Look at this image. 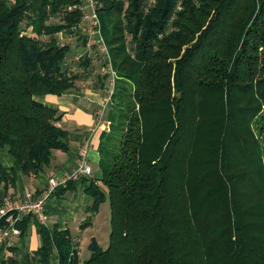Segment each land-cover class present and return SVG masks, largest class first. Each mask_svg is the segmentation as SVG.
<instances>
[{"label": "trees", "instance_id": "trees-1", "mask_svg": "<svg viewBox=\"0 0 264 264\" xmlns=\"http://www.w3.org/2000/svg\"><path fill=\"white\" fill-rule=\"evenodd\" d=\"M95 1L116 79L103 177L88 178L86 190L92 213L109 201V242L93 239L80 262L67 229L37 223L38 261L264 264V0ZM84 2L0 0V149L14 160L0 161L7 198L25 195L18 171L36 176L70 147L61 113L41 98L88 78L96 89L110 83L86 51ZM31 219L18 222L21 234Z\"/></svg>", "mask_w": 264, "mask_h": 264}, {"label": "crops", "instance_id": "crops-1", "mask_svg": "<svg viewBox=\"0 0 264 264\" xmlns=\"http://www.w3.org/2000/svg\"><path fill=\"white\" fill-rule=\"evenodd\" d=\"M92 84V78H88V80L79 81L76 88L65 91L61 95H47L41 98L42 101L58 109L61 113L62 117L58 124L68 131L70 147L67 151L55 150L54 163L36 176L31 177L24 175L21 171L17 172L18 188L22 193L30 190L34 194H40L48 185L50 178L60 179L77 167L84 145L89 144L87 154L89 164L93 169V176L75 181L74 185L62 192L63 195L55 193V196H51L52 199L50 200V197L47 201L49 225H57L58 228L67 229L70 232L76 244L80 262L85 260L80 259L81 242L85 235L88 239L86 245L90 252L89 245L93 239H97L100 243V239L105 237V234L106 236L110 234V215L105 231L104 224L99 225V211L90 212L93 199L86 190L89 179L93 178L101 183L103 170L100 163L99 147L103 136L110 130L109 121L104 119L97 129L91 132V128L97 121V111L104 104L106 97L103 89H96ZM0 161L7 167L14 165L12 156L4 149H0ZM8 194V190L0 184V209ZM41 244L37 222L31 219L25 234L12 236L5 243L2 257L7 264L15 262L41 264L35 253ZM50 263L59 264L58 258L52 256Z\"/></svg>", "mask_w": 264, "mask_h": 264}, {"label": "built area", "instance_id": "built-area-1", "mask_svg": "<svg viewBox=\"0 0 264 264\" xmlns=\"http://www.w3.org/2000/svg\"><path fill=\"white\" fill-rule=\"evenodd\" d=\"M80 8L83 16L80 26L83 33H86L90 38L86 46V51L94 56V60L97 63H103L102 73H111L109 80L110 87L107 89L104 104L97 111V121L91 128V132H93L104 120L107 106L114 93L116 72L112 67L111 53L102 32V24L96 9V1L85 0ZM60 36L63 37L62 34H60ZM100 57L101 59H99L98 62L97 58ZM88 146V143L84 145L77 167L60 179L50 178L48 185L40 194H34L30 190H26L22 199L6 198L4 200L0 209V222L4 221V223L0 225V246L5 244L12 236L21 235L22 231L17 224L26 216H31L39 225L47 226L49 224L47 201L55 194L59 186L66 185L70 180L80 181L84 177L93 176V169L88 160ZM72 254H74V252Z\"/></svg>", "mask_w": 264, "mask_h": 264}, {"label": "rangeland", "instance_id": "rangeland-1", "mask_svg": "<svg viewBox=\"0 0 264 264\" xmlns=\"http://www.w3.org/2000/svg\"><path fill=\"white\" fill-rule=\"evenodd\" d=\"M70 54L72 55V54H74V51L73 50H71L70 51ZM69 54V55H70ZM99 59H101V57L100 58H97V61L99 60ZM99 62V61H98ZM100 66V69H102V66H103V63L101 62V65L99 64L98 65V67ZM109 84L107 83V86L103 89V91H104V93L107 95V89L109 88ZM106 118V117H105ZM55 196V194L54 195H52V197H54ZM52 197L50 198V200L52 199ZM99 215H100V218H99V225L101 224V225H103L104 224V226L103 227H105V231H106V227H108V221H109V215H110V204H109V201L108 200H106L104 203H102V205H101V207H100V210H99ZM19 236V235H18ZM87 241H88V239H87V237H86V235L83 237V240H82V252H81V257H80V259L81 260H83V259H86V258H88V256L90 255V252H89V250H88V248H87V245H86V243H87ZM100 243L102 244V245H104V246H106L107 244H108V242H109V235H107L106 236V234H105V237H103V238H101L100 239ZM88 255V256H87Z\"/></svg>", "mask_w": 264, "mask_h": 264}]
</instances>
